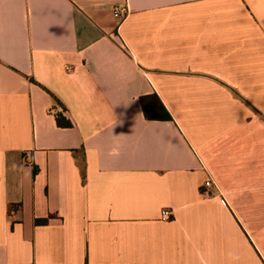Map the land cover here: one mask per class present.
Returning a JSON list of instances; mask_svg holds the SVG:
<instances>
[{
  "label": "crops",
  "instance_id": "0c3cea01",
  "mask_svg": "<svg viewBox=\"0 0 264 264\" xmlns=\"http://www.w3.org/2000/svg\"><path fill=\"white\" fill-rule=\"evenodd\" d=\"M0 264H264V0H0Z\"/></svg>",
  "mask_w": 264,
  "mask_h": 264
},
{
  "label": "built area",
  "instance_id": "2783aa9c",
  "mask_svg": "<svg viewBox=\"0 0 264 264\" xmlns=\"http://www.w3.org/2000/svg\"><path fill=\"white\" fill-rule=\"evenodd\" d=\"M130 10L127 6L117 7L113 10L114 17L118 20L119 24L127 19L129 16ZM213 186V182L208 180L205 184L207 189H210ZM162 215L165 219H169L171 217V212L169 210H165L162 212Z\"/></svg>",
  "mask_w": 264,
  "mask_h": 264
},
{
  "label": "trees",
  "instance_id": "16d2710c",
  "mask_svg": "<svg viewBox=\"0 0 264 264\" xmlns=\"http://www.w3.org/2000/svg\"><path fill=\"white\" fill-rule=\"evenodd\" d=\"M144 103V102H143ZM146 114H147V117L148 118H150L151 116L148 114V112H146ZM163 119H168V120H170L171 119V116L169 115V113H167V115L166 116H164V117H162ZM58 123H59V125H61V126H67V127H71L72 126V123L71 122H63L62 121V117L61 116H58ZM48 222V220H37V223L38 224H41V223H47Z\"/></svg>",
  "mask_w": 264,
  "mask_h": 264
}]
</instances>
